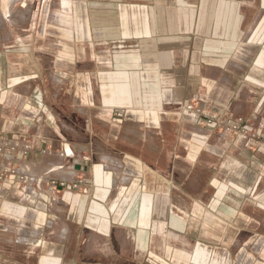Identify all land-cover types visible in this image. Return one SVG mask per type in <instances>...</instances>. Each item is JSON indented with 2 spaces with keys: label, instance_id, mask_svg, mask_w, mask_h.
I'll list each match as a JSON object with an SVG mask.
<instances>
[{
  "label": "crops",
  "instance_id": "1",
  "mask_svg": "<svg viewBox=\"0 0 264 264\" xmlns=\"http://www.w3.org/2000/svg\"><path fill=\"white\" fill-rule=\"evenodd\" d=\"M1 1L0 136L33 145L31 174L83 181L52 202L0 180V264H264V151L183 111L264 134V0ZM98 58L103 151L67 144L53 113L63 84L91 93Z\"/></svg>",
  "mask_w": 264,
  "mask_h": 264
},
{
  "label": "built area",
  "instance_id": "2",
  "mask_svg": "<svg viewBox=\"0 0 264 264\" xmlns=\"http://www.w3.org/2000/svg\"><path fill=\"white\" fill-rule=\"evenodd\" d=\"M186 112L190 113L194 120L198 123L215 126L225 132H230L238 136L240 144L251 150L264 151V134L256 129L249 127L242 116L233 119H219L214 116L206 114L202 108L196 107L193 103L187 102L184 105ZM124 111L116 109L115 116L119 119L124 118ZM198 144H203L205 138ZM34 152L33 145L24 139L16 137H2L0 136V180L18 179L22 190V198L25 200H32L39 197L44 188L50 193L51 201H57V196L61 189L68 188L70 185L77 188L82 183L83 178H79L76 182H71L67 179L47 178L55 169H61L64 165H60L49 169V171L41 176L33 175L29 169L23 164L26 159L32 156ZM42 154H47V148L41 149ZM75 152L73 148L68 145L64 147L61 156L73 157ZM92 155L84 156V161H91Z\"/></svg>",
  "mask_w": 264,
  "mask_h": 264
},
{
  "label": "rangeland",
  "instance_id": "3",
  "mask_svg": "<svg viewBox=\"0 0 264 264\" xmlns=\"http://www.w3.org/2000/svg\"><path fill=\"white\" fill-rule=\"evenodd\" d=\"M11 2H14V0H9V6L11 5ZM171 3L173 4L180 3V0H171ZM0 16L5 17V15L3 14L1 0H0ZM100 63L103 65V58L96 59L91 64V67H89V69H91L92 71V76L94 75L96 77L91 82V93L89 94L86 92L85 94L83 89H71L72 87L69 84H63V88L59 89L58 106H54L53 113L57 115V117L60 120V123L62 122L64 123V128L66 130L67 144L68 143L85 144L92 141L95 150L103 151L105 147L110 148V146H115V144L113 142L111 143L106 142V138L103 136L106 135L109 132V130L103 128L102 119H97V118H103V87H100L101 84L103 85V76L99 72L100 70H102V67H100L101 66ZM62 75L63 74H61V76L59 77L61 81H62ZM84 81L86 80L84 79ZM84 101L86 103H84ZM89 102L91 103V106H89ZM73 109H74V113H76L74 115L76 116L75 121L77 124H79L81 129L75 128L73 124H71L70 122L69 118L71 116V113L73 112ZM116 109H120L124 111L125 116L122 119L129 121L136 120V121H144L147 123L148 122L152 123L150 122V115L146 114L147 111L144 109L133 108L132 106H115L113 112L114 114ZM183 111H185V109ZM84 117L86 118L91 117L92 119L91 128L93 131V138L89 137L87 130H84L85 124L84 122H82V119ZM78 120L80 121V123ZM128 131H129L128 134H131V130L129 129ZM134 133H136V135L139 136L145 134V132H143L142 130H134ZM129 138L131 139V137L127 138L125 136L123 139L124 142L123 146L125 149L131 148L130 141L128 140ZM90 154L91 153H89L88 155Z\"/></svg>",
  "mask_w": 264,
  "mask_h": 264
}]
</instances>
